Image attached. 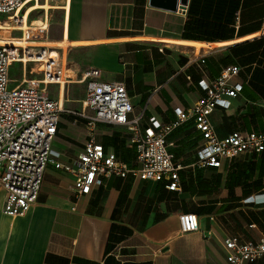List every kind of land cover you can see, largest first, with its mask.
I'll list each match as a JSON object with an SVG mask.
<instances>
[{"label":"crops","instance_id":"0c3cea01","mask_svg":"<svg viewBox=\"0 0 264 264\" xmlns=\"http://www.w3.org/2000/svg\"><path fill=\"white\" fill-rule=\"evenodd\" d=\"M63 3L38 2L29 11L48 4L50 24L61 13L55 36L50 25V38L73 42L67 108H82L93 80L86 74L97 68L98 80L125 84L132 116L169 123L175 107L189 108L204 96L198 81L239 64L242 92L230 109L217 107L210 120L220 137L235 130L264 132V0H178L176 10L150 0H71L67 11ZM200 46L204 62L184 69ZM64 113L69 120L59 121L55 156L37 202L25 215L11 217L3 212L6 193L0 191V264H228L225 237L257 240L264 234V151L220 168L196 166L194 153L203 140L188 123L168 137L176 162L186 166L179 172L180 191L166 189V181L129 175L105 178L90 194L79 195L72 176L53 163L74 159L90 132L84 118ZM95 133L107 150L133 161L125 126L98 123ZM188 168L194 169L191 179ZM249 197L256 200L247 202ZM189 212L198 215L200 229L183 233L179 215Z\"/></svg>","mask_w":264,"mask_h":264},{"label":"built area","instance_id":"2783aa9c","mask_svg":"<svg viewBox=\"0 0 264 264\" xmlns=\"http://www.w3.org/2000/svg\"><path fill=\"white\" fill-rule=\"evenodd\" d=\"M48 1L53 2L0 0V23H5L0 26V191L6 193L3 204L6 215L23 216L37 202L53 153L59 115L64 112L84 118L90 132L83 151L74 159L53 163L56 169L72 176L79 195L90 194L105 178L129 175L141 180L166 181V189L180 191L179 172L186 166L176 162L168 137L188 123L193 124L203 140L194 153L196 166L220 168L225 161L242 154L264 151V132L235 130L220 137L210 120L217 107L230 109L233 99L242 92L244 84L237 79L242 70L239 64L225 65L217 77L198 81L204 96L189 108L175 107L176 118L169 123L156 116L144 123L143 113L132 116L134 106L125 84L98 80L97 68L86 74L93 80L87 82L82 108L79 111L67 108L68 86L72 81L68 55L73 42L67 37L56 41L50 38V13L46 9L35 23L32 15L41 8L29 11L38 2ZM70 2L64 0L61 9L67 11ZM66 40L71 44L65 45ZM200 50L201 46L184 69L204 62ZM14 71L19 76H13ZM51 87L55 97L51 95ZM98 123L127 128L135 147L132 162L123 161L96 141ZM246 200L253 202L256 198ZM179 222L183 233L200 229L195 213H181ZM223 245L228 264H264V234L257 240L228 236Z\"/></svg>","mask_w":264,"mask_h":264},{"label":"rangeland","instance_id":"374dc122","mask_svg":"<svg viewBox=\"0 0 264 264\" xmlns=\"http://www.w3.org/2000/svg\"><path fill=\"white\" fill-rule=\"evenodd\" d=\"M46 5H47L46 9H48V4H46ZM43 14H44V9H41V10H38L37 12H35L32 15V19H33L34 23L37 20L41 19L43 17ZM60 15H61V13L56 12V13H54V16L52 17L51 24H50L52 36H55L54 33L56 31V24L59 23V21H60ZM0 26L4 27L5 23H0ZM15 73H16V71H14V74ZM59 118L63 122H68V120H69L68 115L66 113H60ZM53 148H54V146H53ZM129 151H130V153L134 152V150H132V149H130ZM54 156H55L54 154H51L50 158L54 157ZM131 156H132V154H131ZM184 172H185L188 179H191L194 176V169L193 168H188V169L184 170Z\"/></svg>","mask_w":264,"mask_h":264},{"label":"water","instance_id":"95a60500","mask_svg":"<svg viewBox=\"0 0 264 264\" xmlns=\"http://www.w3.org/2000/svg\"><path fill=\"white\" fill-rule=\"evenodd\" d=\"M150 3L151 5L165 7L170 10H176L178 0H150Z\"/></svg>","mask_w":264,"mask_h":264},{"label":"trees","instance_id":"16d2710c","mask_svg":"<svg viewBox=\"0 0 264 264\" xmlns=\"http://www.w3.org/2000/svg\"><path fill=\"white\" fill-rule=\"evenodd\" d=\"M262 152H263V151H262ZM262 152H261V153H262ZM254 154H260V153H254Z\"/></svg>","mask_w":264,"mask_h":264}]
</instances>
